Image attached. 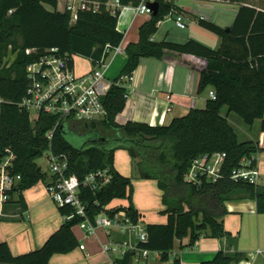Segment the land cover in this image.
Listing matches in <instances>:
<instances>
[{"label": "trees", "instance_id": "1", "mask_svg": "<svg viewBox=\"0 0 264 264\" xmlns=\"http://www.w3.org/2000/svg\"><path fill=\"white\" fill-rule=\"evenodd\" d=\"M0 0V96L6 102L0 107V159L10 148L16 155L14 173L21 174L13 202L26 210L23 192L40 181L46 182L36 160L49 150L69 157V173L83 179L99 168H109L112 180L99 189L80 186L79 196L86 204V215L94 221L104 212L115 216L120 211L134 221H142V213L133 204L132 178L120 173L114 165L115 153L125 149L134 162L140 179H153L162 191L165 223H147V241L139 246L159 251L160 259L168 261L175 240L189 236L193 247L202 236L220 238L230 235L222 218L227 213L225 202L233 199H254L257 211L264 213V186L232 178V171L242 158L264 151V141H240L234 127L221 114L227 107L247 125L262 119L264 133V8L241 0H223L240 4L230 27L199 20L204 28L221 37L218 49L207 47L193 39L185 43L153 38L159 22L173 10L181 12L175 0H155L157 12L139 27L137 42L125 47L126 63L119 76L103 96L106 115L93 121H68L53 129L55 117L42 113L33 123L19 102L26 93V66L46 49L58 48L61 54L83 56L92 66L106 56V45H118L124 34L117 29L118 18L105 8L99 12L80 11L75 21L68 11L56 9L57 0ZM137 5L141 0H120ZM27 48L35 51L26 54ZM166 50L193 54L206 60L201 72L198 93L208 88L216 92L204 108H193L186 115L175 117L167 125H152L140 121H116L126 105L128 93L124 78L132 76L141 58L160 59ZM9 52L14 58L7 63ZM74 60V59H73ZM74 63V61H73ZM69 132L80 134L85 143L76 146L67 138ZM224 152L226 157L216 181L202 178L200 184L185 180L193 161L203 155ZM115 199H126L127 205L110 206ZM63 216L72 212L69 206L59 207ZM84 217L64 219L39 247L13 254L8 243L0 240V263L53 264L55 253H67L79 245L73 227ZM3 219H0V221ZM244 254L234 257L219 251L202 264H235ZM133 251L116 259L117 264H132ZM173 264H181L176 258Z\"/></svg>", "mask_w": 264, "mask_h": 264}, {"label": "crops", "instance_id": "2", "mask_svg": "<svg viewBox=\"0 0 264 264\" xmlns=\"http://www.w3.org/2000/svg\"><path fill=\"white\" fill-rule=\"evenodd\" d=\"M191 1L183 0L181 3L179 0H175V4L181 8L180 13L184 17L186 28L178 27L174 16L166 17L159 23L153 38L157 41L166 40L177 43H185L193 39L207 47L218 49L221 46V37L201 26L199 17L203 15L205 16L204 20L212 21L223 28L230 27L235 20L240 4L238 3L239 7H237L235 4H231L232 2L223 0ZM63 3V0L58 1V10H62ZM221 3L229 4V8L222 6ZM218 7L225 9L230 14L229 19L213 17V10ZM47 8L53 9L49 5ZM149 18L150 14H136L132 9L124 11L117 24V29L124 34L122 40L124 48L129 42L138 41L139 27ZM118 55L109 59L105 76L108 75L111 64ZM125 63L126 57L118 60L117 68L110 72L111 80H115L119 76H117L118 70H122ZM205 68L204 58L171 50H166L160 59L141 58L138 68L132 75L133 79L129 86L125 108L117 114L116 121L121 124L127 121H140L152 125H167L173 118L186 115L193 108H204L209 99L208 91L211 88L198 93V85L201 72ZM90 70L79 71V74H85ZM167 95H170V99L167 98ZM170 106L171 109L168 110ZM221 114L234 127L240 141H264V133L260 129L262 119L255 120L253 125H247L240 120L241 117L238 118L239 116L230 112L227 107L222 108ZM122 153H124V149H118L115 153V160L117 155H122ZM115 166L120 173L128 174L127 168L120 165L117 160ZM257 167L261 174L258 184L264 186V152L257 154ZM134 176L137 177L136 173ZM50 179L49 172L45 188L33 186L23 192L27 204L23 217L0 221V240L7 242L15 255L39 248L65 219L60 213L59 207L51 202L47 193L46 185ZM138 184L146 192L145 196L149 198L150 204L153 203L155 206L154 213L146 211L147 209L139 200L134 201L135 207L143 215V222L145 224L165 223L167 216L158 213L164 209V205L162 191L158 188L157 182L153 179H143V181H138ZM225 208L227 213L222 220L230 235L220 238L202 236L193 247L188 246L189 236L176 239L168 261L151 256L154 259L147 258L145 264H173L176 258H180L181 264H202L212 260L219 251H223L229 257L244 254V258L236 264H258L260 262L258 260H262L264 264V213L257 211L256 201L249 198L233 199L225 202ZM10 209L16 211L15 206H10ZM25 218H28L29 223L22 220ZM73 231L79 240V245L67 253L53 254L50 259L51 263L117 264L116 259L124 254L118 250L105 253L103 245L105 243L117 245L122 241H128L131 245L138 243L131 233L117 228L108 230L100 227L94 234L88 235L83 228L76 225L73 227ZM131 263L136 264L137 262L133 258Z\"/></svg>", "mask_w": 264, "mask_h": 264}, {"label": "built area", "instance_id": "3", "mask_svg": "<svg viewBox=\"0 0 264 264\" xmlns=\"http://www.w3.org/2000/svg\"><path fill=\"white\" fill-rule=\"evenodd\" d=\"M40 1L46 7L49 5L55 9L46 0ZM63 1V8L60 11L70 12L72 21L76 20L80 11L99 12L105 8L113 16H117L119 22L127 9H132L136 14H152L153 10L149 4L155 0H141L137 5L122 4L120 0ZM173 16L178 27L186 28L184 17L180 12L173 10L167 17ZM199 18L204 20L205 16L201 15ZM34 51V48L25 50L26 54ZM105 52L107 55L97 61L92 69L85 74L76 73L73 55L61 54L56 47L46 49L37 59L30 62L26 66V93L19 105L27 110L31 122L34 123L42 113L49 114L56 119L52 129L55 130L70 120L102 119L106 115L102 98L112 84L105 80V69L112 56L125 54V48L121 41L116 46L107 44ZM132 79V76L124 78L125 81ZM208 94L210 98L216 99L217 95L214 89H209ZM127 96L128 93L125 94V97ZM167 98L170 99V95H167ZM5 102L6 100L0 96V107ZM170 109L171 106L168 110ZM225 157L226 153L224 152L203 154L197 157L186 174L185 180L197 184L201 183L202 178L216 181L220 176ZM15 158V153L7 148L4 156L0 159V219L23 217L25 214V210L12 201L13 193L17 192L15 188L19 187L21 180V174L14 173ZM48 164L51 179L46 185V190L50 199L58 207L69 206L72 208V212L64 216L65 219H70L75 215L84 217L78 225L88 235L94 234L100 227L108 230L117 228L131 233L138 243L147 241L146 224L143 221L134 222L125 211H120L113 217L102 212L95 217L94 221L87 217L86 204L79 196L80 186L84 185L92 190L101 188L112 180L113 175L109 168L91 171L81 180L77 175L69 173V157L66 154L56 155L50 152ZM232 178L258 184L261 174L257 167V155L242 158L240 166L232 171ZM10 206H15L16 211L10 209ZM138 243L136 245H131L128 241H122L117 245L105 243L103 251L109 253L118 250L121 254L133 251V258L137 263L151 256L160 258L159 251L141 247Z\"/></svg>", "mask_w": 264, "mask_h": 264}, {"label": "rangeland", "instance_id": "4", "mask_svg": "<svg viewBox=\"0 0 264 264\" xmlns=\"http://www.w3.org/2000/svg\"><path fill=\"white\" fill-rule=\"evenodd\" d=\"M179 1L182 3L183 0H179ZM185 1L186 2H189V0H185ZM241 1L254 4V5H256V6L260 7V8H264V0H241ZM221 4L224 7H226V6L229 5V4H224V3H221ZM231 4H235L237 7H239L238 6L239 4L236 3V2H232ZM208 7H210V6L208 5ZM226 8H229V6L226 7ZM231 8H232V6H231ZM229 15L230 14L227 13L225 9H221V7L220 8L218 7L215 10H213V17H217V19H219V18L220 19H223V18L229 19ZM125 57L126 56L123 55V54L122 55H118V57L112 62L111 67H110V69L108 71V75L107 76L104 75L106 81H108V82H113L114 81V79L111 80L112 78H111L110 72H113V70H115L117 68V66H118V60L119 59L122 60ZM13 58H14V54H12L11 52H9L8 56L6 57L7 63H10ZM74 66H75V71L78 74H79V71L92 69V64L89 61V59H87V58H85L83 56H79V55H75L74 56ZM120 72H121V70H118L117 76L120 74ZM131 83H132L131 81H128V80L125 81V85L127 86L128 90L130 89L129 86H130ZM236 116H238V115H236ZM238 118H240V117H238ZM240 120L243 122L242 119H240ZM67 138H68V140L70 142H72L76 146H82L85 143L84 137L82 135L77 134V133H74V132H69L67 134ZM262 152H264V151H262ZM49 153H50V151L47 150L43 154L42 157H40V158H38L36 160V163L41 167V169L44 172H47V173H49V164H48V155H49ZM116 160H117V162L120 165H123V166H125L127 168V171H128L127 173L128 174L126 176L132 178V184H133V204H134V201L139 200L140 203L143 205V207L145 209H147L146 211H151V212H154L155 213V206H154V204L153 203L150 204L149 198L145 196V193L146 192H144V190L141 189V186L138 184V181H143V179H140V178L137 179V180L135 179L137 177L134 176V173H135V170H134V162H133V159H132L131 155L129 154V152L127 150L125 151V149H124V153H122V155H120V154L117 155ZM115 161H114V165H115ZM35 186H36V188H38V187L39 188H45V182L40 181ZM51 202H53V201L51 200ZM120 204L121 205H127L128 204V201L126 199H115L114 201H112V203L110 204V206H115V205H120ZM158 213L161 214V215H163L161 213V211H158ZM8 220H10V219H8ZM22 220H24V221H26V222L29 223L28 218H25V219H22ZM1 221H4V220H1ZM151 259H154V258L151 257ZM145 260L146 259H142L140 263H136V264H145ZM172 261H173V259H172ZM258 261H260L258 264H261V263L263 264L262 260H258Z\"/></svg>", "mask_w": 264, "mask_h": 264}, {"label": "water", "instance_id": "5", "mask_svg": "<svg viewBox=\"0 0 264 264\" xmlns=\"http://www.w3.org/2000/svg\"><path fill=\"white\" fill-rule=\"evenodd\" d=\"M149 6L152 8L153 10V14H155L157 12V8H158V2L154 1V2H151L149 4Z\"/></svg>", "mask_w": 264, "mask_h": 264}]
</instances>
